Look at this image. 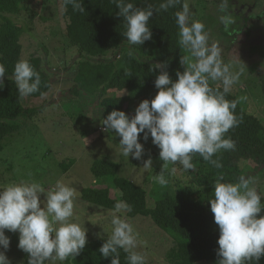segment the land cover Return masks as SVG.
Returning <instances> with one entry per match:
<instances>
[{"label":"clouds","instance_id":"clouds-1","mask_svg":"<svg viewBox=\"0 0 264 264\" xmlns=\"http://www.w3.org/2000/svg\"><path fill=\"white\" fill-rule=\"evenodd\" d=\"M123 17L129 45H143L152 39L149 20L154 12L167 11L181 4V0H164L159 8L151 4L136 7L129 0H113ZM230 0H220L219 10L223 13L220 21L227 31L234 24L228 12ZM71 4L74 10L84 13L83 0H62V6ZM179 28L178 43L190 55L182 56L180 64L186 66L177 79H171L167 64L154 65L152 71H161L155 79L157 94L151 100L142 101L135 109V115L113 110L101 124L105 131L120 137V154L141 160L145 154L140 135L147 141L149 135L160 149L159 158L164 162L163 171L154 177L161 186L169 181L164 169L168 163L182 166L183 170H194L193 155L199 154L204 161L216 168L223 165L213 159L221 150L235 149V141L226 133L238 126L235 115L237 102L226 99L233 85L238 83L241 72L235 71L232 63L222 59L217 43H209L205 25L192 18L184 0L182 9L175 13ZM194 58V59H193ZM5 67L0 64V89L4 87ZM20 98L39 90L40 75L28 60L21 59L15 66L12 77ZM210 81H221L222 91L210 87ZM151 158L143 162V169L152 168ZM176 167L171 169L176 172ZM77 189L63 178L48 190L38 182L22 180L0 188V264H11L6 250L10 237L5 230L19 232L18 247L28 254V264H55L70 256H78L88 242V230L73 222L74 199ZM45 196L41 200V195ZM251 178L241 175L238 182H226L220 176L214 182V196L209 200L214 222L219 228L218 264H258L264 257V202ZM130 212L131 206L118 201L111 214L113 226L111 235L100 247L104 258L111 257V264H120L118 249L128 253V264H145L142 253L135 251L136 237L133 226L117 215Z\"/></svg>","mask_w":264,"mask_h":264},{"label":"rangeland","instance_id":"rangeland-1","mask_svg":"<svg viewBox=\"0 0 264 264\" xmlns=\"http://www.w3.org/2000/svg\"><path fill=\"white\" fill-rule=\"evenodd\" d=\"M187 3L192 18L204 23L209 43H217L221 48L224 62L232 63L235 71L243 69L238 83L230 92L238 97L248 113L256 115L264 123V91L261 87V81L264 82V0H230L228 12L235 22L227 31L220 21L223 14L219 10L220 0H187ZM30 7L36 15L25 12L15 18L3 17L15 19L24 27L22 59L27 60L33 55L41 57L53 86L43 98H22L24 108L35 110V113L19 119L21 129L4 140V150L0 153V188L25 180L38 182L48 190L63 178L77 189L71 220L87 228L88 242L109 237L113 229V210L85 201L81 192L87 187L109 188L111 197L119 201L121 193L109 180L94 177L91 166L95 161L119 163L121 176L147 190L149 208H154L167 192H174L175 187H191L192 178L182 166L168 163L164 169L168 185L161 186L154 180L163 171L164 162L159 158L160 149L153 144L150 135L147 141L143 133L140 135L145 149L141 160L120 154V137L114 131H105V126L101 124L112 111L102 105L97 94L87 95L79 90L78 85L75 87L80 54L66 37L67 22L63 18L62 1L33 0ZM114 53L100 60H118L121 51ZM186 55L190 53L186 51ZM210 84L223 87L221 81H210ZM115 93L111 92V95ZM122 95L118 93L116 96ZM149 158L153 161L152 168L143 169V162ZM247 164L254 169L252 162L241 165ZM173 167L177 169L175 173L171 171ZM249 175L264 198V173L249 171ZM44 199L42 194L41 200ZM117 215L133 226L137 244L135 251L142 253L146 262L172 264L168 256L175 246V239L170 233L158 229L148 218H130L123 211ZM5 234L10 237L6 255L11 264H25L26 253L18 247L19 232L5 230ZM218 262L201 261L195 264ZM55 264H64V261H56Z\"/></svg>","mask_w":264,"mask_h":264},{"label":"trees","instance_id":"trees-1","mask_svg":"<svg viewBox=\"0 0 264 264\" xmlns=\"http://www.w3.org/2000/svg\"><path fill=\"white\" fill-rule=\"evenodd\" d=\"M32 1L0 0V64L5 67L4 87L0 89V153L4 150L5 138L21 129L19 119L35 113V110L24 108L14 79H9L13 75L15 64L22 59L25 29L15 19L3 17L7 15L15 18L25 12L36 15L30 7ZM129 2L141 8L151 4L156 9L164 0ZM183 2L181 0V4L170 7L167 11L154 12L149 20L152 39L143 45L127 43L124 37L125 22L118 15L119 9L113 0H83L86 10L84 13L74 10L71 4L62 6L63 18L67 22L66 37L80 54L75 87L78 85L79 90L87 95L97 94L105 108L124 111L130 117L133 116L142 101L153 99L158 92L155 79L165 69L150 70L154 65L167 64L166 70L174 81L177 79V71L182 73L185 70L180 59L186 50L178 43L179 28L175 17V13L182 9ZM117 51H121L118 60H100ZM27 60L41 79L39 90L29 96L43 98L51 92V77L45 72L41 57L33 55ZM261 84L264 91V82L261 81ZM210 87L220 91L223 89L222 86L213 84ZM111 92L117 93L112 96ZM118 93L124 95L116 96ZM226 99L237 102L235 115L239 121L238 126L225 134L226 138L230 137L235 141V149L221 150L214 155L213 159H219L222 168H216L204 161L199 154H194L192 163L195 168L188 171L192 186L186 188L178 185L180 187H175L174 192H167L159 199L154 208L147 206L148 192L145 188L119 174V163L97 160L91 166L96 179H107L120 191L121 201L131 206V211L127 212L130 218H148L158 229L173 236L171 238L175 239V246L168 256L172 264L219 261V228L214 222L209 203L214 196L215 180L223 176L224 181L235 183L241 175L250 178L249 171L264 173L263 121L248 113L235 94L229 92ZM243 162H252L254 169L249 164L242 166ZM81 193L85 201L105 209L114 210V205L119 201L111 197L109 188L87 187ZM261 215H264V211ZM107 238L90 240L80 255L70 256L64 264H111L112 258L106 259L99 252ZM118 252L120 264H128V253L123 249H118ZM28 260L26 253L25 264H28ZM145 264L150 263L145 261ZM250 264L257 262L253 260ZM258 264H264V257Z\"/></svg>","mask_w":264,"mask_h":264},{"label":"crops","instance_id":"crops-1","mask_svg":"<svg viewBox=\"0 0 264 264\" xmlns=\"http://www.w3.org/2000/svg\"><path fill=\"white\" fill-rule=\"evenodd\" d=\"M47 264H50V262H47Z\"/></svg>","mask_w":264,"mask_h":264}]
</instances>
